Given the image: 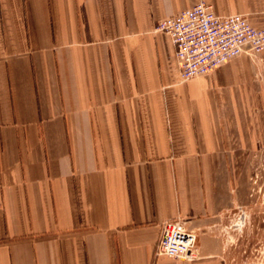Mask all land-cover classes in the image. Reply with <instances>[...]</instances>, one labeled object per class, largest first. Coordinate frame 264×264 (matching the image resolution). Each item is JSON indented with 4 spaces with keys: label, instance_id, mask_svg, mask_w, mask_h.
I'll return each mask as SVG.
<instances>
[{
    "label": "crops",
    "instance_id": "obj_1",
    "mask_svg": "<svg viewBox=\"0 0 264 264\" xmlns=\"http://www.w3.org/2000/svg\"><path fill=\"white\" fill-rule=\"evenodd\" d=\"M204 1L0 0V264H210L258 138L255 63L183 81L157 23ZM257 23L264 27V21ZM257 27V26H256ZM202 239L157 256L162 225Z\"/></svg>",
    "mask_w": 264,
    "mask_h": 264
},
{
    "label": "built area",
    "instance_id": "obj_2",
    "mask_svg": "<svg viewBox=\"0 0 264 264\" xmlns=\"http://www.w3.org/2000/svg\"><path fill=\"white\" fill-rule=\"evenodd\" d=\"M156 31L171 38L183 81L209 75L242 55L264 53V27L252 26L243 15L219 16L204 1L159 21ZM196 252L197 236L184 221L162 225L157 256L193 261Z\"/></svg>",
    "mask_w": 264,
    "mask_h": 264
},
{
    "label": "rangeland",
    "instance_id": "obj_3",
    "mask_svg": "<svg viewBox=\"0 0 264 264\" xmlns=\"http://www.w3.org/2000/svg\"><path fill=\"white\" fill-rule=\"evenodd\" d=\"M235 1L242 7L256 8V13L246 16L252 26L258 27L257 23H262L255 20L264 21V0ZM248 57L255 63L257 71L253 80L258 87L256 149L252 152L250 165L233 177L234 203L213 232L215 239L203 243L221 246L222 252L210 264H264V53ZM201 244L202 239L197 237V258L184 262L195 263L200 258Z\"/></svg>",
    "mask_w": 264,
    "mask_h": 264
}]
</instances>
